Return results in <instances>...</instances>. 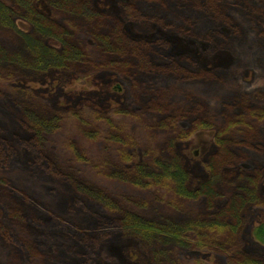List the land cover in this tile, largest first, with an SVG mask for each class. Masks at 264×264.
<instances>
[{"label": "trees", "instance_id": "16d2710c", "mask_svg": "<svg viewBox=\"0 0 264 264\" xmlns=\"http://www.w3.org/2000/svg\"><path fill=\"white\" fill-rule=\"evenodd\" d=\"M1 1L0 26L21 34L12 14L18 15L19 11H23V18L31 23L37 35L58 42V46H55L47 43L46 45L32 37L27 39L31 42L29 44L35 57L32 62L28 64L26 62L24 65L37 72L58 69L76 71L83 75L101 72L117 73L130 83L132 92L134 90V100L127 107H117L106 113L84 106L77 110L57 108L49 115H30V117L25 115L24 119L33 127L32 136L37 137L33 149L15 141L11 129L0 127V138L8 142L4 144V152H0V184L3 186L0 196L4 194L3 190L19 192V206H14L17 209L13 208L15 220L19 217L20 220L22 217L28 220L24 223V227L32 230L35 237L27 238L25 232L22 236L16 223L6 224L1 216L0 232L6 233L4 236L9 239L10 236L15 238L19 233L21 238H25L34 248L40 247L42 251L48 252L47 256L52 255L48 260L50 263L54 261L53 258L58 257L59 252H62L64 245L67 246L72 258L77 257L75 264L93 261L102 248L108 245L109 239L118 229L127 228L133 232L137 241L142 243L143 249L141 247L140 249L146 257L147 264L148 261L149 264H178L173 260L171 251L164 249L161 243L174 242L175 246L187 247L189 242L186 237L191 233H197L198 241L195 245L227 252L231 264H263L241 253L239 246L234 242L239 237L237 233L241 223L240 214L244 207L247 205L253 208L256 204H264V200H260L258 196L259 191L264 187V147L252 140L253 134L257 132L256 128H262L264 104L254 105L248 100L249 96L238 94L232 88L233 77H225L224 73H221V76L210 71L208 67L195 63H192L193 68L183 67L182 51L171 49L170 46L173 39L180 38L189 43L191 40L212 47L217 52L215 58L223 55L220 52H225L226 58L230 55L234 61L240 62L237 55L241 58L244 56L245 58L242 59L248 63L246 64L248 68L257 73L259 69L256 66L257 61L264 62V0H199L198 4H194L195 7L186 0L173 2L158 0L160 6L157 10L145 9L136 5L134 0H127L126 5L119 8V11L109 12L99 10L92 0L53 1L52 5L55 8L83 16L88 33L84 44L79 39L69 38L71 31L66 25L54 21L51 16L45 17L38 6H34V0H11L12 5L9 0ZM249 4L254 8H250ZM231 16L239 20L241 29L237 27V22H233L229 33H221V25H231ZM255 24H258L259 28ZM244 40L245 42L241 43ZM239 44H246L244 51ZM190 45L193 46L192 43ZM151 47L156 51L160 50L158 53L155 52L157 60L151 61L149 58ZM13 61L14 59H10V62ZM150 72L157 73L158 80L153 82L151 88H154V94L144 98L145 95L142 96L141 93L145 91L146 84L153 80L145 79V75ZM20 76H16L13 72L6 73L7 81L11 83ZM237 81L241 89L248 91L247 88L242 87L240 79ZM150 85L151 83L148 84ZM198 87L209 90L202 88L205 94H199ZM6 93L4 85L0 84L2 101L5 100L1 95ZM211 93L215 96L220 95L224 101L226 96L231 100L237 96V99L226 104L220 102L208 104ZM140 100L143 104L139 103ZM144 113H149L152 121L147 118V122L137 121L139 118L142 119ZM218 117L222 118L220 123L216 120ZM71 119L76 120V127L80 126L83 130L81 133L89 140L94 141L104 137L110 152L115 145H118L119 158L114 155H104L110 164H107L108 160H102L105 164H100L101 160H92L85 146L80 148L69 140L66 145L70 151H61L62 159L65 162L71 160L88 163L89 165L84 166L87 169L85 177L73 174L67 164L52 166L49 161L42 160V155L53 160L51 150L46 147L48 143L53 144L50 140L57 135L58 130L63 127L66 132H74L75 123ZM119 119H127L132 126L133 130L125 131L128 136L123 133L124 127L120 126ZM215 124L222 131L216 134V140L223 153L215 157L214 172L211 174L213 181L215 177H219L222 169L236 166L237 161L241 163L243 160V154L234 155L233 158L225 156V150L229 147H237L240 153L253 152L251 158L255 159L252 163V171H240L236 177L223 185L222 188L228 186L226 191L230 189L229 185L233 189L231 192L233 199L225 207L223 206L224 208L214 205V200L221 198L222 195L215 190L212 180L196 189L186 186L188 176L182 168V157L177 150L179 141L185 140L194 131L208 129ZM0 125L5 126L1 121ZM143 127L169 131L171 136L164 139L158 149L154 147L155 145L147 144L148 140L141 132ZM231 132L237 134L231 135ZM41 140H44V147L39 143ZM54 140L58 146L60 140ZM134 143L143 145L139 152L134 147ZM129 146L133 150L127 149ZM55 150L53 149V152L56 154ZM160 153L163 154L162 157ZM256 157L263 159L257 160ZM119 160L129 164L126 171L120 169L112 171L118 167L114 164ZM59 161L62 162L61 159ZM90 167L96 171L90 172ZM103 178L106 180L103 182L107 183L108 190L117 191L125 190V184L143 191L154 189L157 184L167 182L176 196L206 197L208 202L206 208L211 210L212 217L209 220L196 219L183 225L166 226L144 221L137 213H126L118 217V221L111 223L116 226L113 229L99 231L98 227L94 230L91 224L94 223L98 213L97 205L102 209L118 210L117 202L110 197L111 194L104 193L95 186L100 185L98 179ZM113 181L117 182L115 187H112ZM239 182L244 184L240 189L237 186ZM54 190L58 192L57 195H54ZM145 194L142 193L143 197L147 196ZM172 202L169 206L177 205ZM72 210H77L79 215L75 217L76 213ZM42 212L56 214L66 221L67 225L72 223L74 227L70 228L71 235L66 233L67 238L65 235L63 239L55 240L49 230L58 224H54L52 220H59L65 227L66 225L59 218L51 219L50 222L45 221L39 214ZM86 222H92L88 228ZM100 223L108 225V222L103 220ZM39 228L42 229L41 233L36 231ZM211 228L216 231L215 234L224 229L230 234L226 237L208 238L206 232H211ZM6 229L10 231V236ZM253 232L264 244V221L254 226ZM30 235L33 234L30 232ZM21 238H17L19 241L10 240L16 250L24 253V249L19 246V242H23ZM22 244L25 246L24 243ZM12 255L10 253L7 256L6 249L0 245V264H14L16 261L12 259ZM6 256L9 258L6 259ZM104 259L105 255L102 254V258L97 260L101 263L107 262ZM29 260L30 257L16 264H31Z\"/></svg>", "mask_w": 264, "mask_h": 264}, {"label": "rangeland", "instance_id": "374dc122", "mask_svg": "<svg viewBox=\"0 0 264 264\" xmlns=\"http://www.w3.org/2000/svg\"><path fill=\"white\" fill-rule=\"evenodd\" d=\"M53 1L56 0H34V6H38L42 13L46 15L45 17L51 16L54 21L66 25L71 31L69 34V38L73 40L79 39L80 42L84 44L87 39L88 33L87 28L85 27L83 16H81L80 14L69 13L57 9L52 5ZM126 1L127 0H92L94 6H97L99 10H106L107 12L113 10L119 11V8L126 5ZM134 1L136 5L144 7L145 9L157 10L160 6L158 0ZM173 1L174 0H172V2ZM186 1L190 5L199 3V0ZM9 3L12 5L11 0H9ZM249 7L254 8L253 6H251V4H249ZM12 15L17 26L21 30V34L16 31H12L11 29L0 26V84L4 85V88L7 91L6 94L1 95L3 96L5 101H2V99H0V105L2 106L0 108V121L5 125H0V127L4 129L6 128L8 130L11 129L13 131L12 138L20 145L23 144L26 145V147H28L29 149H33V147L36 146L37 142V137L32 136L33 127L28 124V120L24 119L25 115L28 117H30V115H49L52 110L57 108L77 110L84 106H88L92 109L106 113L107 111L115 109L117 107H127L131 102H133L134 90L132 92L130 83L122 79L117 73L101 72L83 75L76 71H64L58 69H47L44 72H37L29 68L27 65H24V63L26 62L27 64L29 62H32L35 57L29 44L31 42L27 39L32 37L33 39H37V41L43 42L44 44L47 43L55 46H58V42L53 39L42 38L37 35L31 23L23 18V11H19L18 15ZM230 21L232 22L231 25H226L223 23V25L220 24L221 33H229L231 31L233 22H237V27L241 29L238 22L239 20L237 18L231 16ZM255 26L259 28L258 24H255ZM243 34L245 33L243 32ZM189 41L193 44V46H191L188 41H184L180 38L173 39L170 46L171 49L182 51L183 57L181 58V60L183 62V67L193 68L194 65L192 63H195L204 67H208L210 71H214L215 73H224L225 77H233L234 82L232 88L238 94H245V96H249L248 100L254 105L256 103L264 104V62L257 61L256 66H258L259 69L256 73L255 71L248 68V66L246 65L248 63H246V61L242 59L245 58L244 56H242L241 58L236 54L240 60V62H237L238 60L234 61V58L230 55L226 58L225 55L227 53L220 52L223 55H220V57L218 56L217 59L215 58L216 56L214 57L217 52H215L212 47L201 45L191 40ZM33 42L35 41L33 40ZM243 42H245V40L241 43ZM239 47L244 51V49L246 48V44H239ZM150 49V60H157V58H155V52L158 53L160 52V50L156 51L153 49V47H151ZM10 59H14V61L10 62ZM193 60H195L196 62ZM7 72H13L16 76L21 75V79L15 78L13 80L14 83H11L7 81ZM156 76H158V74L153 72L147 73V76L145 75V79L153 80L149 81L146 84L147 86L145 91L141 93L142 96L145 95L143 96L144 98H149L154 94V88H151L153 87V82H157L158 80V77L156 78ZM239 79L241 81L242 87L247 88L248 91H244L243 88L241 89V86L237 81ZM149 83H151L150 86H148ZM260 84L261 86H259ZM202 88L205 90H209L204 87H198L197 93L205 94V91L202 92ZM139 96L140 98H142L141 95ZM220 97V95L215 96L213 93H211V98L208 104H211V102H220L226 104L229 101H235V99H237V96L234 97L233 100L226 96V102ZM8 99H11V101H9ZM139 103H142L141 100L139 101ZM210 108L213 107L210 106ZM154 116L157 117L158 115ZM146 118L152 121L149 113H144L142 119L139 118L137 121H141V123L147 122L148 120H146ZM71 120L75 123L74 132H66L64 131L63 127L58 130L57 135L52 140H50L53 144L48 143L46 147L51 150L53 154V160H50L45 155L41 156L42 160L49 161V164H51L52 166L54 164H67L73 174L85 177L87 169H85L84 166L88 163L79 161L72 162L71 160L70 162H65V160L62 159L63 153L61 151H70V148H68L66 145L67 141L69 140L73 141V143H75L80 148H84L85 146L87 152L91 155L92 160H101L99 162L100 164H105L104 161L108 160L104 155H114L115 157L119 158L120 153L117 150L118 145H115L112 152H110L106 147V141L104 137L97 138L94 141L89 140L88 138H86L85 134L81 133L83 132L81 127H76V120ZM216 120L218 121V123H220L222 121V118L218 117ZM119 122L120 126L124 127L123 133L128 136L125 131L133 130L132 126L129 125L127 119H119ZM263 123L264 121H262V128H256L257 132L253 134L252 138L253 142L259 144L261 147H264ZM148 129L146 127H143V130L141 132L148 140L147 144L155 145L154 147L158 149H160L164 139L166 140L167 137L171 136V132L169 131ZM219 132L222 131L221 129H218L215 124L211 128L194 131L191 135L185 138V140L179 141L177 143V150L182 157V168L188 176V179L186 181V186L188 188L196 189L203 183L212 180L211 174L212 172H214L213 164L216 163L215 157L220 155L219 153H223L216 140V134ZM230 134L234 135L237 133L231 132ZM54 139L60 140V144L58 146ZM44 140L39 141L42 147H44ZM7 143V140L0 138V152H4V144ZM134 144V147H136L137 151L139 152L140 147H142L143 145H140L138 143ZM53 149L55 150L56 154L53 152ZM127 149L133 150V148L131 149L130 146ZM241 154H243L242 162H236V164L240 166L236 165L232 167H225L219 173V177H215L214 181L212 180L211 183L213 187H215V190H217L222 195L221 198H216L214 200V205L224 208L229 202L232 201L233 197L231 196V192L233 191V189L231 188V186L229 185L230 189L228 191H226L228 186L226 188H222L226 181L228 182L236 177L240 171L253 170L252 163H254L255 160H252L251 158L253 152L248 154L242 152L240 153L237 147H229L228 150L226 149L224 153L225 156H229L232 158L234 157V155L240 156ZM159 155H161V153ZM162 156L163 154L161 155V157ZM60 159L62 162L59 161ZM262 159L263 158H257V160ZM106 162L107 164H110L109 160ZM127 164L119 160L114 164V166L118 167H116L114 170H111L116 171L117 169H120L122 171H126L128 169ZM95 171L96 170L94 168L90 167V172ZM215 179L217 181H215ZM103 181H106L105 178H103L102 180L98 179V183L101 186H95H97L100 191L104 193L108 192L111 194L110 197L117 202L118 210H111L108 208L102 209L99 205H97V216L93 213L94 216H96V219L94 223L90 222L92 223L91 227H94V230L98 227L99 231H107L113 229L116 226L111 225V223L118 221V217H121L126 213H137L140 214L141 218L144 221L165 224L166 226L183 225L196 219L209 220L210 217H212V215L210 214L211 210H207L206 208L208 204L206 197L199 196L197 198H184V196H176L174 195L167 182L164 184H157L154 189H144L143 191H138V188L125 184V190L117 191L108 190L106 185L107 183ZM243 182H239L237 184L238 189H240V187L244 185ZM116 185L117 182L113 181L112 187H115ZM2 188L3 186L0 184V191L2 190ZM54 191V195H57L58 192L56 190ZM3 193L4 194L0 196V216L3 217V221L6 222V224H8L9 222H14V224L16 223L19 227V233L22 236L25 232V236H27V238H33L32 236L35 237V233L32 230L24 227V223H26V221L28 220L23 217L21 220V217L15 220L14 209L17 208H14V206H19V192L15 190H13V192L3 190ZM142 193H146L145 195L147 196L143 197ZM258 196L260 197V200H264V187L261 191H259ZM171 202L177 203V205L171 207L169 206ZM77 212V210L74 211V213H76L75 217L79 215ZM39 214L41 215L42 219L47 222H50L51 219L59 218L56 214L52 213L48 214L42 212ZM240 219L241 223L239 232L237 233L239 237L238 240H236L234 243L239 246L238 249L241 253H245L246 255L259 260L264 264V244L255 237L253 232L254 226L264 221V204H256L253 208H250L246 205L240 214ZM61 220L65 223L66 227L64 226V224H62V222H59V220H52L54 221V224H58L55 227H51L49 230V233L55 240H61L65 235L67 238V234L70 233L71 235L70 228L74 227L72 223H68L69 225H67L66 221H64L63 219ZM102 220L103 222H108V225L105 226L102 223L99 224V222H101ZM90 223L86 222V228L89 227ZM121 229L122 230L118 229V231H116V234L109 239L110 242L108 243V245H104L105 248H102V251L93 258V261H87V263L85 264H147L146 257L144 254H142V251L140 249V247L143 249L142 243L137 241V238L134 237L131 230H128L127 228ZM6 231L8 232V236H10V231L7 229ZM29 231L33 235H30ZM36 231L38 233H41L42 229L39 228ZM215 232V230L206 232V237H226L230 234L227 229H224L223 231L216 234ZM19 233L18 235H15V238L14 236H10V239L19 241L17 240L18 237L21 238ZM4 234L6 233L0 232V245H2L4 249H6L7 256L10 253L13 254L12 259L14 258L16 261L14 264L29 257V261L31 262V264L77 263V257H71L72 255L68 252L66 245L62 247V252H59L58 257L53 258L54 261L50 263V261L48 260L52 257V255L47 256L46 253L48 252H45V250H43V252L40 247L34 248L28 241H26L25 238L22 237V243L25 244L24 246L19 242L20 248L24 249V253H22L21 251L16 250L13 245H11V240L4 236ZM196 236L197 233H191L190 236L186 237L189 242L187 247L175 246L174 242H163L161 243V245L164 249L171 251L170 253L172 254L173 260H175L178 264H231V262L228 260L227 252L195 245L196 241H198ZM102 254L105 255L104 260L107 261L105 263H101V261L97 260L98 258H102ZM7 256L6 259L9 258H7ZM43 256L47 258H41Z\"/></svg>", "mask_w": 264, "mask_h": 264}]
</instances>
